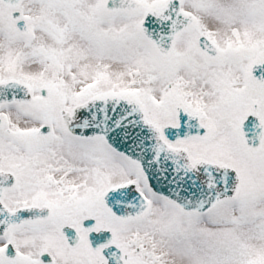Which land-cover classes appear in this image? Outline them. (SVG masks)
<instances>
[{"label": "snow or ice", "instance_id": "6c2138e0", "mask_svg": "<svg viewBox=\"0 0 264 264\" xmlns=\"http://www.w3.org/2000/svg\"><path fill=\"white\" fill-rule=\"evenodd\" d=\"M0 264H264V0H0Z\"/></svg>", "mask_w": 264, "mask_h": 264}]
</instances>
